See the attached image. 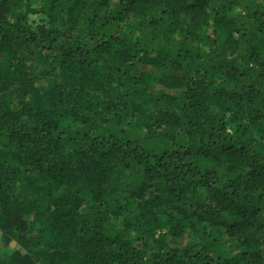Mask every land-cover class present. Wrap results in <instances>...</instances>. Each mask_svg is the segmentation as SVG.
Instances as JSON below:
<instances>
[{"label":"trees","instance_id":"16d2710c","mask_svg":"<svg viewBox=\"0 0 264 264\" xmlns=\"http://www.w3.org/2000/svg\"><path fill=\"white\" fill-rule=\"evenodd\" d=\"M0 264H264V0H0Z\"/></svg>","mask_w":264,"mask_h":264},{"label":"rangeland","instance_id":"374dc122","mask_svg":"<svg viewBox=\"0 0 264 264\" xmlns=\"http://www.w3.org/2000/svg\"><path fill=\"white\" fill-rule=\"evenodd\" d=\"M44 81V80H43Z\"/></svg>","mask_w":264,"mask_h":264}]
</instances>
